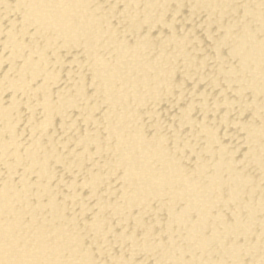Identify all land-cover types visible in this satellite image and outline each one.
I'll return each instance as SVG.
<instances>
[{"label":"bare ground","instance_id":"6f19581e","mask_svg":"<svg viewBox=\"0 0 264 264\" xmlns=\"http://www.w3.org/2000/svg\"><path fill=\"white\" fill-rule=\"evenodd\" d=\"M0 264H264V0H0Z\"/></svg>","mask_w":264,"mask_h":264}]
</instances>
